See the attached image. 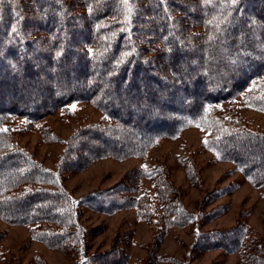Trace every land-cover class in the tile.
<instances>
[{"label":"trees","instance_id":"16d2710c","mask_svg":"<svg viewBox=\"0 0 264 264\" xmlns=\"http://www.w3.org/2000/svg\"><path fill=\"white\" fill-rule=\"evenodd\" d=\"M263 77L264 0H0V219L27 226L34 240L75 255V264H128L126 233L104 251L88 246L86 206L106 214L137 208L139 219L158 226L154 246L165 229L204 216L186 208L159 166L130 170L81 198L60 176L104 157L143 156L190 121L209 129L207 149L262 187L264 131L232 111L216 119L212 109ZM76 101L103 117L65 139L50 170L17 145L10 120L32 125ZM251 103L264 110V94ZM144 179L154 194L142 189ZM248 226L242 217L227 229L196 231L192 246L264 264V247Z\"/></svg>","mask_w":264,"mask_h":264},{"label":"rangeland","instance_id":"374dc122","mask_svg":"<svg viewBox=\"0 0 264 264\" xmlns=\"http://www.w3.org/2000/svg\"><path fill=\"white\" fill-rule=\"evenodd\" d=\"M249 89L234 102L218 104L212 109V115L216 119L223 115L226 119L233 112L245 126L264 131V110L251 103L252 97L264 94V77ZM102 117L103 113L92 103L76 101L32 125L24 119L14 118L10 120V127L20 148L32 154L44 167L56 170L64 140L79 127L96 123ZM206 127L188 121L178 136L159 140L143 156L127 159L104 157L94 160L81 171L60 176L63 185L75 197L81 198L92 191L115 185L130 170L138 167L150 170L159 166L180 191L179 196L186 208L204 216L193 225L165 229L162 241L154 246L158 226L139 219L137 208L106 214L86 206L82 222L89 230L93 229L86 236L92 251L106 250L123 232L127 234L124 246L130 255L128 264H249L240 252H201L192 246L196 231L227 229L243 217L264 247V186L255 187L233 163L219 160L205 147L210 133ZM44 132L60 141L46 138ZM141 185L143 190L154 194L152 180L144 179ZM0 234H4L0 242V264L76 263L75 255L62 253L34 240L27 226L8 224L0 219Z\"/></svg>","mask_w":264,"mask_h":264},{"label":"snow or ice","instance_id":"6c2138e0","mask_svg":"<svg viewBox=\"0 0 264 264\" xmlns=\"http://www.w3.org/2000/svg\"><path fill=\"white\" fill-rule=\"evenodd\" d=\"M129 2V0H124V3L127 5ZM233 2H235V0H233ZM129 11H131V9H129ZM57 55H60V53H57ZM74 107V106H73Z\"/></svg>","mask_w":264,"mask_h":264}]
</instances>
